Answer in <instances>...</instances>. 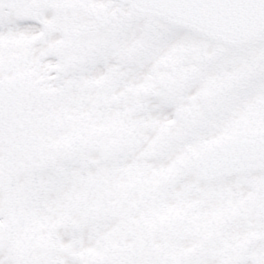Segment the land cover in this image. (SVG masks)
<instances>
[{
	"label": "snow or ice",
	"instance_id": "1",
	"mask_svg": "<svg viewBox=\"0 0 264 264\" xmlns=\"http://www.w3.org/2000/svg\"><path fill=\"white\" fill-rule=\"evenodd\" d=\"M0 264H264V0H0Z\"/></svg>",
	"mask_w": 264,
	"mask_h": 264
}]
</instances>
